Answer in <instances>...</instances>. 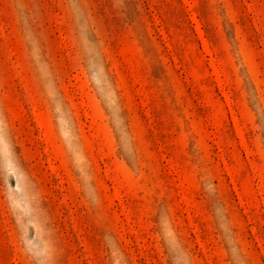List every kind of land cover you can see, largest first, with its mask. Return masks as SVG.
<instances>
[{
    "label": "rangeland",
    "instance_id": "obj_1",
    "mask_svg": "<svg viewBox=\"0 0 264 264\" xmlns=\"http://www.w3.org/2000/svg\"><path fill=\"white\" fill-rule=\"evenodd\" d=\"M0 264H264V0H0Z\"/></svg>",
    "mask_w": 264,
    "mask_h": 264
}]
</instances>
